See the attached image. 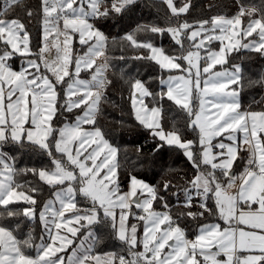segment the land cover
Here are the masks:
<instances>
[{
  "label": "snow or ice",
  "instance_id": "snow-or-ice-1",
  "mask_svg": "<svg viewBox=\"0 0 264 264\" xmlns=\"http://www.w3.org/2000/svg\"><path fill=\"white\" fill-rule=\"evenodd\" d=\"M160 2L170 14L165 26L138 24L121 40L146 51L133 59L151 61L167 73L158 77V92L139 78L125 82L130 83L135 120L159 141L154 152L165 145L179 149L195 170L183 189L180 206L186 211L176 218L160 190L135 175L129 174L128 190H121L119 149L96 127L112 81L107 76L108 37L94 21L122 16L137 0H39L35 9L24 0H3L0 264H264V110H242L240 92L231 87L243 88L241 65L213 71L228 63L233 51L264 57V0H237L231 17L216 15L194 23L180 19L189 13L191 0L179 6L176 0ZM17 9L29 21L34 15L40 21L35 49L26 24L13 15ZM139 33L167 34L177 48L170 53L151 39H139ZM77 37L79 50L73 47ZM213 41L220 42L218 51L209 47ZM82 72L89 78H81ZM249 84L264 85V75ZM165 99L186 114L191 139L175 120L165 130ZM74 112L68 120L65 114ZM25 151L47 155L50 164L18 167ZM237 161L243 162L239 172ZM29 174L51 190L39 211L40 186L17 179ZM171 187L166 182L163 190ZM194 200L200 211H192ZM156 201L163 211L154 208ZM20 203L27 206L13 207ZM205 213L218 222L199 224L190 239L179 218L197 221ZM37 215L42 229L38 238L34 228L23 231ZM130 218L142 223V234ZM94 226L119 242L121 252L95 254L101 238Z\"/></svg>",
  "mask_w": 264,
  "mask_h": 264
},
{
  "label": "trees",
  "instance_id": "trees-1",
  "mask_svg": "<svg viewBox=\"0 0 264 264\" xmlns=\"http://www.w3.org/2000/svg\"><path fill=\"white\" fill-rule=\"evenodd\" d=\"M183 2L184 0H176L177 6ZM241 2L245 4L259 3V0H241ZM24 3L35 9L38 7L39 0H24ZM2 8L3 0H0V10ZM237 9V0H191L189 13L180 19H187L190 23H194L198 20L210 19L216 15L231 17ZM13 15L19 16L26 24L28 31L31 33L32 47L35 49L40 41V21L38 17L34 15L29 21L19 9ZM168 15L170 14L166 5L162 4L160 0H137L136 5L132 6L131 10L126 11L122 16L114 15L108 20L94 21L96 27L108 37L107 54L110 57L111 67L107 72V76L112 81L105 92V99L100 104V110L96 117V127L102 129L105 138L119 149V183L122 190L128 184L129 174L135 175L160 190V194L165 197L171 207L172 215L176 218L179 212L186 211L180 206L184 200L183 189L188 187V181H191L195 175V170L179 149L169 148L165 145L160 151L154 152L159 141L150 136L148 130L143 128L133 117L130 83L125 82L129 77L139 78L145 81L153 92H158L160 91L158 77L164 76L165 72H162L151 61L133 59L137 55H146V51L134 49L126 41L121 40V37L126 33L136 29L138 24L151 23L165 26ZM138 38L141 40L151 39L154 44L162 46L170 53L177 48L167 34L161 37L151 33H139ZM185 46H188L187 41H185ZM120 57H124V59H119ZM227 60L228 63L225 66L232 67V65L238 64L243 68V88H239L242 110H264V85L249 84V81H258L264 75V57L258 53L241 49L233 51L227 57ZM122 69L125 72L124 78H121ZM146 103L150 104V99L146 100ZM163 106L165 110L163 120L165 130H170L173 120H175L177 126L184 129L185 138L191 139L192 133L186 129V114L167 99L163 101ZM75 114L74 112L65 115L71 121ZM57 123L59 126V122ZM7 150L13 152V154H18L14 150ZM241 156L246 157V153L242 151ZM242 163V161H237L235 165L237 172L242 170ZM49 164L50 160L47 155L32 151L24 152L17 160L18 167L39 168ZM17 179L21 183L27 181L40 186L42 194L37 197L40 200L38 205H41L44 200L50 197L51 190L47 185H43L37 177L29 174ZM166 182H170L173 186L167 192L163 190V185ZM173 192L178 193V195H173ZM80 203L83 204L82 201ZM208 204L210 207H214L212 201H208ZM13 207L23 208L19 205ZM154 208L157 211H163L160 201L154 202ZM192 211H200L198 200L193 201ZM216 221V218L208 213H205L204 218L197 221H193L186 216L179 218L180 226L185 229L190 239L194 237L199 224L214 223ZM26 223L28 227H24V232H27L29 227L34 228L36 231V225L32 221ZM94 230L101 238L93 249L95 254L102 255L107 252H114L117 249L119 243L110 239L107 231H99L96 226H94ZM34 234L36 235V233Z\"/></svg>",
  "mask_w": 264,
  "mask_h": 264
},
{
  "label": "rangeland",
  "instance_id": "rangeland-1",
  "mask_svg": "<svg viewBox=\"0 0 264 264\" xmlns=\"http://www.w3.org/2000/svg\"><path fill=\"white\" fill-rule=\"evenodd\" d=\"M73 47L75 48V49H77V50H79L80 48H81V46L79 45V43H78V37L76 38V41L74 42V44H73ZM209 47L212 49V50H216V51H218L219 50V47H220V42L219 41H213L210 45H209ZM103 61V58H101L99 61H98V63H100V62H102ZM19 63H20V61H19V59H17L16 61H14V66L15 67H18L19 66ZM201 63H203V61L201 62ZM231 68L232 67H227V66H225V64L224 65H217L216 67H215V69H213V71H224V70H231ZM166 76H167V73L165 72V75H164V77L166 78ZM81 78H83V79H88L89 78V76H88V74L86 73V72H82L81 73ZM231 87H233V88H237L238 90H239V87H238V85H232ZM196 103V105H197V107H198V101H196L195 102ZM76 111H79V110H76ZM132 113H133V111H132ZM67 114V113H66ZM69 115V114H68ZM74 117H75V115H74ZM133 117H134V115H133ZM74 119V118H73ZM85 128H90L91 126H89V125H85L84 126ZM9 150H13V149H11V148H9ZM53 151H54V149H53ZM25 152H27V151H25ZM246 153V152H245ZM246 156H247V153H246ZM121 190H122V188H121ZM128 190V184L126 185V187L122 190V191H127ZM40 201V200H39ZM82 201V200H81ZM43 203V202H42ZM82 203H83V201H82ZM17 205H19V206H23V207H26L27 205H24L23 203H20V204H17ZM42 205V204H41ZM41 205H37V210L39 211V208L41 207ZM81 205H83V204H81ZM134 212L135 211H138L137 209H135V207H133V209H132ZM32 223L33 224H35L36 225V231L34 232V233H36V235H37V238L40 236V234H41V231H42V229H41V226H40V224H39V219H38V215H37V219L36 220H34V221H32ZM129 223H136V224H138V228H139V233L140 234H142V232H143V226H142V223H140V222H138V221H136V220H134V219H132V218H130V220H129ZM27 231H28V229H27ZM79 241H77V243H78ZM117 242V241H116ZM119 243V242H118ZM71 251V249H69V252ZM114 252H117V253H120L121 252V247H120V245L118 244V247H117V249L114 251ZM101 255V254H100ZM103 255V254H102Z\"/></svg>",
  "mask_w": 264,
  "mask_h": 264
},
{
  "label": "crops",
  "instance_id": "crops-1",
  "mask_svg": "<svg viewBox=\"0 0 264 264\" xmlns=\"http://www.w3.org/2000/svg\"><path fill=\"white\" fill-rule=\"evenodd\" d=\"M225 143H229V141H225ZM216 222H218V221H216ZM215 223V222H214ZM222 223V222H221ZM194 238V237H193Z\"/></svg>",
  "mask_w": 264,
  "mask_h": 264
}]
</instances>
